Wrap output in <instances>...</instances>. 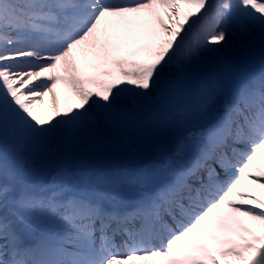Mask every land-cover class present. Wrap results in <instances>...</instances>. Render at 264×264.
<instances>
[{
    "label": "snow or ice",
    "instance_id": "6c2138e0",
    "mask_svg": "<svg viewBox=\"0 0 264 264\" xmlns=\"http://www.w3.org/2000/svg\"><path fill=\"white\" fill-rule=\"evenodd\" d=\"M257 189L264 0H0V264H264Z\"/></svg>",
    "mask_w": 264,
    "mask_h": 264
},
{
    "label": "rangeland",
    "instance_id": "374dc122",
    "mask_svg": "<svg viewBox=\"0 0 264 264\" xmlns=\"http://www.w3.org/2000/svg\"><path fill=\"white\" fill-rule=\"evenodd\" d=\"M236 72L240 75L243 74V68L237 67ZM178 132L182 130L181 128L176 129ZM174 130V131H176ZM174 131H171L167 134L166 138L163 142H160L156 139V137L147 133L140 137H134L139 145V147L143 150L146 157L148 158H156L159 155L160 151H166L172 144V134ZM170 142V143H169ZM157 144L161 145V150L159 152L153 151V147ZM131 161L127 158H116L110 161H96V160H83V161H62V160H48L44 161L39 158H32L29 161V167L34 172V178L37 181H43L48 178L50 174L54 173L56 170L60 168H66L69 170H102L105 167H121L127 166Z\"/></svg>",
    "mask_w": 264,
    "mask_h": 264
},
{
    "label": "bare ground",
    "instance_id": "6f19581e",
    "mask_svg": "<svg viewBox=\"0 0 264 264\" xmlns=\"http://www.w3.org/2000/svg\"><path fill=\"white\" fill-rule=\"evenodd\" d=\"M248 71H253L250 68H243V74L241 75H246V73ZM207 127V122L205 121H197V122H193L190 124V130H185L184 128H181L182 130H179V132L176 130L173 132L172 134V137H173V140L175 139V137L177 135H180V136H187L189 133L192 134V137H191V140H190V145L191 146H195L197 144H200L203 142V137L201 136V133L204 131V129ZM172 140V141H173ZM170 143V142H169ZM168 145H171V144H168ZM161 150V145L160 144H157L153 147V151L155 152H159ZM259 194H261L262 196H264V189H257L256 190Z\"/></svg>",
    "mask_w": 264,
    "mask_h": 264
}]
</instances>
